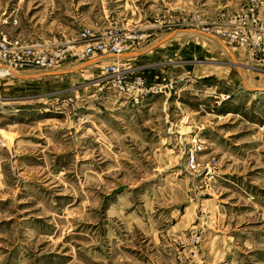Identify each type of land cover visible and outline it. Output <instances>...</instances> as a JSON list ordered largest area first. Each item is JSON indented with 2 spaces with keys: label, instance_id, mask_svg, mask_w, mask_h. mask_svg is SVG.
<instances>
[{
  "label": "rangeland",
  "instance_id": "1",
  "mask_svg": "<svg viewBox=\"0 0 264 264\" xmlns=\"http://www.w3.org/2000/svg\"><path fill=\"white\" fill-rule=\"evenodd\" d=\"M243 7L0 0V31L65 66L135 36L120 61L0 75V264H264V66L218 36Z\"/></svg>",
  "mask_w": 264,
  "mask_h": 264
},
{
  "label": "built area",
  "instance_id": "2",
  "mask_svg": "<svg viewBox=\"0 0 264 264\" xmlns=\"http://www.w3.org/2000/svg\"><path fill=\"white\" fill-rule=\"evenodd\" d=\"M260 4L261 0H244V7L232 19L231 26L218 32L219 37L238 42L246 50L248 58L255 61L257 68L264 66V29L257 28L254 24L256 23L255 12ZM88 34L85 33L84 37ZM134 38L135 36L131 33H126L120 41L115 43L109 39L96 40L87 44L82 52H78L75 44L69 49L72 53L74 51L73 57L81 62L101 57L117 58L120 61V57L129 51L127 43ZM65 60V50L56 46L55 43L28 45L20 39L12 40L0 31V75H13L17 71H23L25 67H34L43 72L53 71L65 66ZM107 76L115 88L129 96H135L147 89L141 78L128 83L125 72L118 63L107 67ZM198 149L201 150V147Z\"/></svg>",
  "mask_w": 264,
  "mask_h": 264
},
{
  "label": "crops",
  "instance_id": "3",
  "mask_svg": "<svg viewBox=\"0 0 264 264\" xmlns=\"http://www.w3.org/2000/svg\"><path fill=\"white\" fill-rule=\"evenodd\" d=\"M148 51H146V52H144V54L145 53H147ZM133 54H130L129 56H132ZM136 56H138V55H136ZM136 56H134V57H136ZM128 58V57H127ZM107 58H93V59H91V60H89V61H86V62H77L76 64H74L73 66H76V67H73V66H69V65H66V66H64V67H62V68H58V69H56V70H53V71H48V73H45L44 75H57V74H59V73H61V72H64L67 68L66 67H70V68H76L77 70H78V68H79V70H81V69H83V68H87V67H94V66H96V65H98V64H100V63H102L104 60H106ZM126 59V58H125ZM56 71V72H55ZM66 72H68V71H65V73ZM40 74H42V73H40Z\"/></svg>",
  "mask_w": 264,
  "mask_h": 264
},
{
  "label": "water",
  "instance_id": "4",
  "mask_svg": "<svg viewBox=\"0 0 264 264\" xmlns=\"http://www.w3.org/2000/svg\"><path fill=\"white\" fill-rule=\"evenodd\" d=\"M167 40H169V37L168 38H166V39H164L162 42H160L159 44H162V43H164V42H166ZM229 52V54H231V52L230 51H228ZM136 55H138V54H136ZM231 56L233 57V55L231 54ZM263 90H264V88H262Z\"/></svg>",
  "mask_w": 264,
  "mask_h": 264
},
{
  "label": "bare ground",
  "instance_id": "5",
  "mask_svg": "<svg viewBox=\"0 0 264 264\" xmlns=\"http://www.w3.org/2000/svg\"><path fill=\"white\" fill-rule=\"evenodd\" d=\"M124 57H125V56L122 55V56L120 57V59H121V58H124ZM91 59H93V58H91ZM91 59H90V60H91ZM15 73H16V72H15ZM63 73H65V72H63ZM66 73H67V72H66ZM1 74H2V73H1ZM4 74H5V73H4Z\"/></svg>",
  "mask_w": 264,
  "mask_h": 264
}]
</instances>
